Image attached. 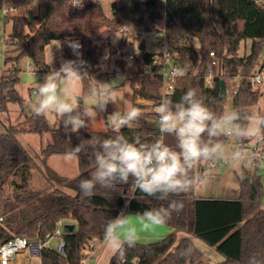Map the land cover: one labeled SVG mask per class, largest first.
Here are the masks:
<instances>
[{
	"label": "trees",
	"instance_id": "trees-1",
	"mask_svg": "<svg viewBox=\"0 0 264 264\" xmlns=\"http://www.w3.org/2000/svg\"><path fill=\"white\" fill-rule=\"evenodd\" d=\"M68 1L38 0L33 20H29L28 14L2 15L5 23L12 24L11 33L5 38V43L12 48L6 51V68L0 76V114L9 112L8 104L14 102L20 105L24 120L19 124H4L5 130L0 132V243L12 234L45 240L54 233L59 221L71 219L76 223L74 232L63 233L65 248L62 254L52 247L41 250L43 264H81L86 244L95 238L99 245L103 243L108 219L115 218L121 210L135 215L167 202L143 197L130 199L125 207L126 198L133 194L142 196L132 184L120 185L115 191L98 188L93 197H84L78 187L79 181L91 178L95 167L89 148L79 154V174L73 178L48 166L49 156L65 155L81 142L86 145L92 137L110 138L115 133L107 129L66 134L62 126H52L46 114L36 116L28 111L25 99L16 90L22 58L27 57L38 69L48 71L45 49L52 40L79 41L88 72L82 86L84 93L89 94L90 74L101 60L110 59L117 52L120 55L126 52V36L120 38L117 47L111 42L121 21L126 18L136 26L150 29L157 19L170 36L181 39L177 48L181 52L179 59L184 74L178 78L175 89L166 95L174 102L189 88H194L210 108L218 115L223 114L228 96L220 98V82L224 80L231 91L236 84L232 82L235 78H239V85L232 96L233 110L254 113L252 106L262 95L260 88H252L250 76L264 59V0H167L166 3L119 0L110 4V17L99 0L88 4L80 15L69 16ZM147 13L150 14L148 18L145 17ZM245 39L252 40L250 52L241 56V41ZM105 49L109 50L106 56L103 55ZM211 51L217 54L222 73L207 86L205 73L211 62ZM63 52L69 59H76L67 45H63ZM152 54L140 51L135 56L139 75L146 68L155 69ZM119 60L121 66L118 68L123 70L122 64L126 61ZM131 87L134 95L143 99L160 102L165 97L161 95V80L156 75H140L138 80L131 82ZM135 106L148 107L141 103ZM142 112L134 129H122V134L131 139L139 133L142 140L149 142L160 139L155 113ZM20 132L50 133V139L40 149L42 164L22 144L18 138ZM163 139L175 147L174 137ZM247 143L245 141L244 145ZM33 170L47 181V187H31ZM258 171V167L252 172L246 168L241 170L237 197L198 198L194 195L195 188L188 194L171 197L183 202L182 211L174 213L166 224L173 230L157 242H140L127 249L123 258L113 254L109 264H206L203 252L192 237L202 239L224 257L218 264H248L254 254L264 261V207ZM180 232L187 236L179 238ZM187 248H191L192 253L182 255Z\"/></svg>",
	"mask_w": 264,
	"mask_h": 264
},
{
	"label": "clouds",
	"instance_id": "clouds-1",
	"mask_svg": "<svg viewBox=\"0 0 264 264\" xmlns=\"http://www.w3.org/2000/svg\"><path fill=\"white\" fill-rule=\"evenodd\" d=\"M65 43L76 59L62 60L58 69L50 67L43 82L35 86L31 111L36 116L49 112L57 114L68 134L88 129L98 116L107 112L109 104L115 106L107 120L114 136L92 137L86 145L81 142L65 153L68 160L78 159L79 154L89 148L94 156L91 178L79 181L80 192L91 198L98 188L115 191L120 185L132 184L142 196L133 194L126 198L125 207L130 199L143 197L167 202L136 213L135 221L133 214L123 210L115 218L108 219L103 244L118 257L123 258L127 249L140 243L142 235L166 225L174 213L182 211L183 202L171 197L190 193L197 183L210 186L217 168L238 166L250 171L254 168L255 158L244 151V142L253 139L257 143L264 142V115L243 113L237 109L218 115L196 89L189 88L179 101L174 102L165 96L154 107L160 139L149 142L142 140L139 133L129 139L121 130H133L143 115L142 109L133 106L119 110L112 82L95 80L90 89V103L83 101L79 85L88 72L80 51L82 45L67 38ZM57 48H61L60 42ZM157 51H163L164 55L168 52L167 48ZM165 136L175 138V147L164 142ZM226 141L232 142L230 149L225 148ZM192 251L187 248L182 255L187 256ZM248 264H264V261L254 254Z\"/></svg>",
	"mask_w": 264,
	"mask_h": 264
},
{
	"label": "rangeland",
	"instance_id": "rangeland-1",
	"mask_svg": "<svg viewBox=\"0 0 264 264\" xmlns=\"http://www.w3.org/2000/svg\"><path fill=\"white\" fill-rule=\"evenodd\" d=\"M11 2H16L20 6V11L18 14H28L29 11H33L35 14L37 11L38 0H1V10H0V76L4 73L6 68L4 59L7 56L6 51L11 49L12 46L5 43V38L11 33L12 24L11 22L5 23L2 18V7L9 6ZM104 11L107 16H111L109 0H105L102 3ZM122 25H125L123 20L121 21ZM123 35L116 28L111 38L112 45L114 47L118 46L120 38ZM119 37V38H117ZM154 36L149 32H141L137 34L136 43L128 42L125 51L131 52L136 55L140 53L137 46V41L145 40L146 41V50L148 52H154L158 50V46L152 43ZM61 43V48H57ZM252 40L245 39L241 41V48L239 54L241 56L248 54L250 52ZM63 45H67L65 40L55 39L52 40L45 49V59L50 67L59 68L62 60L69 59L65 56L63 52ZM109 50L105 49L103 55L106 56ZM120 53L117 52L110 59L108 58L105 61H102L96 66V69L90 74L92 86L95 83V80L99 82H112L114 90L118 96V105L117 108L123 111L126 108H131L135 106V103H140L138 96L134 95L131 82L133 80L139 79V64L136 60L124 62L123 70H120L121 63L119 62ZM263 57V56H262ZM261 57V58H262ZM52 63V64H51ZM19 76L20 81L16 85V90L18 93L25 99L26 108L31 110V104L35 101V86L38 82H43L45 75L50 71H43L38 69L29 58L24 57L19 63ZM118 69V70H116ZM120 77H123V80H120ZM80 87V97L83 101H88L90 103L89 94L84 93L82 82L79 85ZM262 95L259 101L252 106L254 113L264 114V84L260 87ZM68 94L71 96V89L68 90ZM82 103V101H79ZM143 104V103H141ZM9 112H4L0 114V132L5 130V125L9 124H19L24 120V114L21 112L20 105L14 102L8 104ZM115 110V106L109 104L107 112L98 116L88 129L81 130H93V131H105L111 129L107 124L110 113ZM142 110H149V107H145ZM232 97L228 95L227 104L225 108V113L232 111ZM49 123L52 126H62L60 124V117L53 113L49 112L46 114ZM18 138L22 144L30 151L31 154L37 157V160L41 163V146L43 143L47 142L50 139V133H45L44 135H39L32 132H20ZM257 143L255 139L248 141L244 145V151L249 155H253V146ZM232 147L231 141L225 142V148L230 149ZM47 165L54 167L62 175L73 178L79 174L77 159L68 160L65 155H53L47 158ZM258 167V172L261 176L262 182V202L264 203V159L261 161H256L254 168L255 170ZM243 168L238 166L232 167H220L217 168L214 172V182L208 186H202L199 183L195 186L194 195L196 197H218V198H233L237 197L239 190V175ZM250 171V170H249ZM31 187L33 189H44L48 186L47 181L41 176L37 171L32 172L31 177ZM131 214V213H130ZM134 215V214H133ZM2 221V220H0ZM168 226V225H165ZM164 227V226H163ZM171 228V227H170ZM63 233L74 232L76 230V223L74 220L68 219L62 222L60 227ZM166 231L160 230L159 232ZM158 233V231H156ZM165 235L154 238V242H157L164 238ZM187 236L186 233L180 232L179 238ZM194 244L203 252L204 260L206 264H218L224 260V257L212 246L208 245L202 239L197 237H192ZM59 244V238H54L49 242L50 247L56 249ZM114 253L107 249L104 244H100L97 248L95 254L94 264H109L111 257Z\"/></svg>",
	"mask_w": 264,
	"mask_h": 264
},
{
	"label": "built area",
	"instance_id": "built-area-1",
	"mask_svg": "<svg viewBox=\"0 0 264 264\" xmlns=\"http://www.w3.org/2000/svg\"><path fill=\"white\" fill-rule=\"evenodd\" d=\"M95 1L96 0H69L67 14L69 16L80 15L88 4ZM99 1L103 2L105 0ZM115 1L119 0H109V4ZM160 1L166 3L167 0ZM74 5L82 7H76ZM19 11L20 6H18L16 2H11L9 6L2 7L3 15H6L8 13L18 14ZM149 15L150 14L147 13L145 17L148 18ZM123 22L125 25L120 24L117 29L122 35L126 36L127 42H131L134 44L136 43V37L138 33L149 32L153 34L154 39L152 40V43L157 45L158 49L167 48L168 52L166 55H164L163 51L151 52L153 53L152 61L155 69L146 68L140 73V75L158 76L161 80L162 97L166 96L168 93H171L175 89L178 78L184 74V69L179 59L181 52L177 48V45L181 44V39L170 36L165 26H162L157 19H155L150 25V29H144L142 27L136 26L126 18L123 19ZM141 41L145 42L144 50H141L139 48ZM137 46L139 51H147L145 40H138ZM120 56L123 61L128 62L134 61L136 54L125 52ZM210 57L211 62L205 73L207 86H211L214 78L220 77L222 73V70L219 67V58L215 51L210 52ZM238 80L239 78H235L234 80H232V82L235 81L236 84L231 91L227 89V96L230 95L232 97L237 92L239 85ZM250 82L253 89L260 88L264 84V59L259 64L256 71L251 74ZM138 98L140 103L148 105L149 110L155 113L153 109L160 102H154L140 97ZM155 116V120L157 122V115L155 114ZM252 156L255 158V161H261L264 159V142L256 143L253 146ZM0 220H2V217H0ZM62 222L63 221L58 222V226L54 233L48 235L45 240L30 239L27 236L12 234L8 239L0 243V264H43L41 258V250L44 247H50L49 242L54 238H59V244L56 250L58 253L62 254L65 248L63 232L60 229V227L62 226ZM98 246L99 244L97 242V239L95 238L83 247L81 264H94L95 254ZM121 264L124 263L122 262Z\"/></svg>",
	"mask_w": 264,
	"mask_h": 264
},
{
	"label": "crops",
	"instance_id": "crops-1",
	"mask_svg": "<svg viewBox=\"0 0 264 264\" xmlns=\"http://www.w3.org/2000/svg\"><path fill=\"white\" fill-rule=\"evenodd\" d=\"M53 156V155H52ZM49 157H51V156H49ZM48 157V158H49ZM77 165H78V160H77ZM53 169H54V167H52ZM56 170V169H55ZM79 170V169H78ZM59 174H61L58 170H56ZM62 175V174H61ZM32 182V181H31ZM199 197H201V196H199ZM198 197V198H199ZM203 198H207V197H203ZM210 198H218V197H210ZM263 207H264V203H263ZM125 213H127V214H130V213H128V212H125ZM132 219H133V221H135V215H132ZM164 226V227H163ZM163 226H161V227H159V228H157V229H155L154 231H152V232H150V233H146V234H144V235H142V237H141V242L142 243H150V242H154V238H156V237H159V236H161V235H165V234H163L164 232L162 231V232H159L160 230H164V231H166L165 233H170L173 229L172 228H170L169 226H165V225H163ZM156 231H158V233L156 232ZM167 234V235H168ZM166 236V235H165ZM164 236V237H165Z\"/></svg>",
	"mask_w": 264,
	"mask_h": 264
},
{
	"label": "water",
	"instance_id": "water-1",
	"mask_svg": "<svg viewBox=\"0 0 264 264\" xmlns=\"http://www.w3.org/2000/svg\"><path fill=\"white\" fill-rule=\"evenodd\" d=\"M151 11H152V10H151ZM28 18H29V20H33V18H34V13H33L32 11H29V13H28ZM139 48H140L141 50H144V49H145V42H144V41H141ZM220 84H221L220 98H221V99H225V98L227 97V88H226V84H225L224 80H221ZM246 142H248V141H246Z\"/></svg>",
	"mask_w": 264,
	"mask_h": 264
}]
</instances>
